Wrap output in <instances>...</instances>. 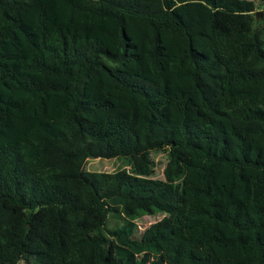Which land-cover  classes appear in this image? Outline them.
<instances>
[{
	"label": "trees",
	"instance_id": "trees-1",
	"mask_svg": "<svg viewBox=\"0 0 264 264\" xmlns=\"http://www.w3.org/2000/svg\"><path fill=\"white\" fill-rule=\"evenodd\" d=\"M255 16L254 0H0V264H264ZM117 155L128 168H83Z\"/></svg>",
	"mask_w": 264,
	"mask_h": 264
},
{
	"label": "rangeland",
	"instance_id": "rangeland-1",
	"mask_svg": "<svg viewBox=\"0 0 264 264\" xmlns=\"http://www.w3.org/2000/svg\"><path fill=\"white\" fill-rule=\"evenodd\" d=\"M254 8L257 11L255 16L256 25H264V3L260 4V0H254ZM150 156L153 160V172L150 175L151 177H162V167L167 157V153L163 149H152L150 151ZM128 168L129 160L127 156L117 155L109 158H98V157H88L83 162V168L88 170H107L113 171L118 168ZM164 212L155 211L153 213H143L138 217L134 218V232L140 231L144 226L150 222L159 219ZM121 218L109 213L106 217V227H113L121 223ZM30 264H42L38 260H31Z\"/></svg>",
	"mask_w": 264,
	"mask_h": 264
},
{
	"label": "water",
	"instance_id": "water-1",
	"mask_svg": "<svg viewBox=\"0 0 264 264\" xmlns=\"http://www.w3.org/2000/svg\"><path fill=\"white\" fill-rule=\"evenodd\" d=\"M256 13H257V11H256ZM257 17V16H256Z\"/></svg>",
	"mask_w": 264,
	"mask_h": 264
}]
</instances>
